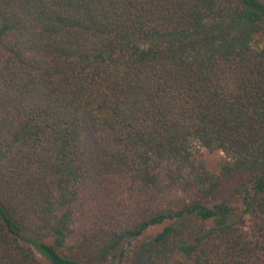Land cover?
I'll return each mask as SVG.
<instances>
[{
	"label": "trees",
	"instance_id": "1",
	"mask_svg": "<svg viewBox=\"0 0 264 264\" xmlns=\"http://www.w3.org/2000/svg\"><path fill=\"white\" fill-rule=\"evenodd\" d=\"M0 264H264V0H0Z\"/></svg>",
	"mask_w": 264,
	"mask_h": 264
},
{
	"label": "rangeland",
	"instance_id": "2",
	"mask_svg": "<svg viewBox=\"0 0 264 264\" xmlns=\"http://www.w3.org/2000/svg\"><path fill=\"white\" fill-rule=\"evenodd\" d=\"M199 158L203 160L206 167L210 170H219L220 164L226 159L225 154L220 150H208L204 147L199 148ZM162 228V225L154 226L145 232V235L151 234Z\"/></svg>",
	"mask_w": 264,
	"mask_h": 264
}]
</instances>
